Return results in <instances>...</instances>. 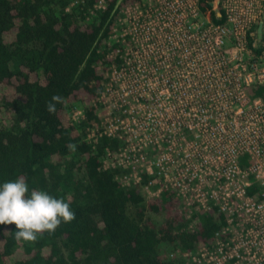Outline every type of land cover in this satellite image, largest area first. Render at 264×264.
<instances>
[{
	"label": "built area",
	"instance_id": "obj_1",
	"mask_svg": "<svg viewBox=\"0 0 264 264\" xmlns=\"http://www.w3.org/2000/svg\"><path fill=\"white\" fill-rule=\"evenodd\" d=\"M122 1L110 36L127 64L116 100L134 122L131 109L144 107V120L130 128L101 93L107 120L87 140L122 142L103 163L126 172L124 186H141L147 175L148 197L171 192L195 216L216 208L226 217L210 244L189 252L190 264H264V97L248 93L264 85V0Z\"/></svg>",
	"mask_w": 264,
	"mask_h": 264
},
{
	"label": "trees",
	"instance_id": "obj_2",
	"mask_svg": "<svg viewBox=\"0 0 264 264\" xmlns=\"http://www.w3.org/2000/svg\"><path fill=\"white\" fill-rule=\"evenodd\" d=\"M118 1L103 11L94 9L96 0L67 11L71 0H0V186L23 178L28 196L45 191L75 213L33 245L15 239V224L0 225V264H184L182 254L210 244L226 226L214 208L198 213L190 230L173 193L150 205L142 187L147 175L141 186L127 187L118 180L124 170L104 168L106 152L119 151L121 141L87 140L104 117L93 101L101 70L110 66L106 43ZM248 93L264 97V85ZM54 95L64 103L50 114ZM79 101L85 119L75 123L69 112Z\"/></svg>",
	"mask_w": 264,
	"mask_h": 264
},
{
	"label": "clouds",
	"instance_id": "obj_3",
	"mask_svg": "<svg viewBox=\"0 0 264 264\" xmlns=\"http://www.w3.org/2000/svg\"><path fill=\"white\" fill-rule=\"evenodd\" d=\"M64 103L63 97L54 95L46 105L50 114H55L56 104ZM75 150V145L68 146ZM28 186L23 178L15 182H5L0 186V225L15 224L17 241L35 243L45 232L54 234L62 223H70L75 213L69 203L45 191H32L28 196Z\"/></svg>",
	"mask_w": 264,
	"mask_h": 264
},
{
	"label": "rangeland",
	"instance_id": "obj_4",
	"mask_svg": "<svg viewBox=\"0 0 264 264\" xmlns=\"http://www.w3.org/2000/svg\"><path fill=\"white\" fill-rule=\"evenodd\" d=\"M78 1L80 0H71L70 4H69V10L73 11L76 10V8H81L79 7L80 4H78ZM129 3L131 2H127L126 4L122 3L120 4V7H124L127 6ZM78 10V9H77ZM90 16L88 17L90 20L92 18V16L94 17V13H92L90 11ZM122 15L121 11H116L113 18H112V28H119L118 23H117V18ZM118 45V43H116V40L114 37H110L107 40L106 43V50L108 51L107 53V60H109L110 62V66H108V68L102 69L101 72L104 76V80L102 82V89L100 90V94L97 96L96 99H94L93 103L95 105L98 106V108L100 109V112L103 113L104 117L102 119V121L100 122V124L102 125V123H104V121L107 120V113L108 110L106 109L105 105L103 103H101V99H98L101 96V93H105V99L108 100V105H111V107L113 106V104H115L117 111H113L112 116L116 117V118H122L123 120H125L126 124H128V120L130 121V128L134 129V130H138L140 125L139 123H141L144 119H143V113L145 108L144 107H139L136 106L135 108H132L131 110L135 112V119L136 121H132V119H130L129 117H123L120 115L118 110V104H117V100H116V91L119 87L122 86L123 84V73L124 71H122V69L124 68L125 70H127V64L126 61L123 58H116V56L118 54H114L113 52L116 50V46ZM125 55V54H124ZM123 60V61H122ZM120 68V69H119ZM119 75V77H118ZM117 81V82H116ZM103 95V94H102ZM126 95V92H125ZM101 98V97H100ZM113 108V107H112ZM84 107L81 101H79L78 103H75L74 107L70 110L69 115L71 117L72 122L75 121V123H80L84 117ZM125 124V126H126ZM193 125V130L192 132H186V136H187V141H191L195 138V123L192 124ZM96 126H100V125H96ZM185 132V130H184ZM131 133V132H130ZM133 135L135 133H132ZM91 139V138H89ZM130 181H133V179H131ZM134 182V181H133ZM144 195L146 196V202L148 204H155L157 202H160L163 205V201H164V196L159 199L156 198H150L148 197V195L144 192ZM176 201V208H174L175 210L178 211L179 215L181 216V218L185 221L188 222V226L190 230H194L197 227L198 224V219L195 218V209H185V204H183L182 202H180L178 199H176V197H174V202ZM150 217H152L155 220L161 221L162 217L158 214H152L149 213L148 214ZM164 219V217H163ZM30 245H33L34 243H29ZM206 245V244H205ZM205 245L200 246V249H202L203 247H205ZM195 250V251H198ZM194 251V254H195ZM189 253H184L181 255V260L184 264H190L193 262V257H190L188 255Z\"/></svg>",
	"mask_w": 264,
	"mask_h": 264
},
{
	"label": "water",
	"instance_id": "obj_5",
	"mask_svg": "<svg viewBox=\"0 0 264 264\" xmlns=\"http://www.w3.org/2000/svg\"><path fill=\"white\" fill-rule=\"evenodd\" d=\"M218 17H221V14H218ZM261 32H262V27L260 26L258 29V34L257 37L260 39L261 38Z\"/></svg>",
	"mask_w": 264,
	"mask_h": 264
},
{
	"label": "flooded vegetation",
	"instance_id": "obj_6",
	"mask_svg": "<svg viewBox=\"0 0 264 264\" xmlns=\"http://www.w3.org/2000/svg\"><path fill=\"white\" fill-rule=\"evenodd\" d=\"M259 27H260V25H259ZM259 29V28H258Z\"/></svg>",
	"mask_w": 264,
	"mask_h": 264
}]
</instances>
